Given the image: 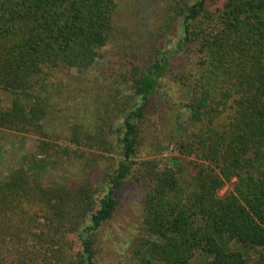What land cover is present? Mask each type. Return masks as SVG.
<instances>
[{
	"label": "trees",
	"instance_id": "16d2710c",
	"mask_svg": "<svg viewBox=\"0 0 264 264\" xmlns=\"http://www.w3.org/2000/svg\"><path fill=\"white\" fill-rule=\"evenodd\" d=\"M121 1L0 0V129L45 135L60 120L67 136L109 148L108 130L72 121L52 101L62 93L56 68L89 67L123 39L133 45L132 29L116 22ZM173 1L183 43L194 51L195 98L186 106L192 130L172 165L152 174L146 234L128 242V264H194L199 252L210 259L204 264H252L248 252L260 249L254 264H264V0ZM158 52L134 82L142 104L125 121L123 159L114 173L97 154L80 156L85 183L75 188L46 185L24 167L2 172L0 264H100L97 235L117 209L118 184L136 163L134 119L172 65L170 52ZM45 146L32 157H43ZM94 184L106 190L98 200L89 188Z\"/></svg>",
	"mask_w": 264,
	"mask_h": 264
},
{
	"label": "rangeland",
	"instance_id": "374dc122",
	"mask_svg": "<svg viewBox=\"0 0 264 264\" xmlns=\"http://www.w3.org/2000/svg\"><path fill=\"white\" fill-rule=\"evenodd\" d=\"M177 4L173 0H122L116 22L132 29L133 45L123 39L118 46L111 45L103 50L89 67L66 65L56 68L55 86H59L62 93L58 97L55 92L54 109L72 121L81 118L82 121H90L92 128L100 125L103 131L108 130L109 148H98L88 138L82 141L75 135L67 136L63 128L68 125L64 126L60 120L54 123L56 130L45 135L0 129V181L5 178L6 173L2 172L6 169L24 167L36 176H43L46 185L63 184L61 187L75 188L85 183L80 160L83 154L101 156L104 169L114 173L123 159L125 121L129 113L142 104L134 94V82L159 49L160 55L170 52L172 65L161 78L159 88L143 115L133 122L138 138L133 158L136 163L118 184L117 209L111 221L97 235L94 247L100 264L130 262L128 242L137 235L146 234L143 209L152 185V174L168 164L172 165V157L180 154L181 138L192 130L191 114L186 106L195 98L189 76L195 58L191 47L183 43L182 17ZM170 6L174 7L172 12L168 9ZM175 54L177 56H173ZM185 126L188 127L183 131ZM45 144L48 146L42 148L48 147V150L44 156L32 157L35 148ZM47 154L49 156H45ZM89 188L95 200L106 193L104 187L96 184ZM232 189L233 182L219 194L224 195ZM232 247L240 248V245L233 243ZM260 251H250L248 256L256 260ZM208 261L210 259L200 252L193 259L194 264Z\"/></svg>",
	"mask_w": 264,
	"mask_h": 264
}]
</instances>
